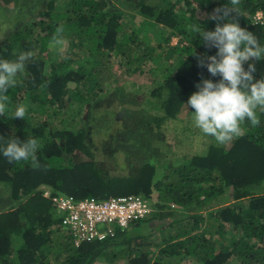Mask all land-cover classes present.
Wrapping results in <instances>:
<instances>
[{"label":"trees","instance_id":"obj_1","mask_svg":"<svg viewBox=\"0 0 264 264\" xmlns=\"http://www.w3.org/2000/svg\"><path fill=\"white\" fill-rule=\"evenodd\" d=\"M109 2L30 0L23 6L21 0L19 8L38 9V19L0 37V59L34 53L24 72L17 74L16 85L8 89V108L0 116V264H94L110 255L112 261L131 257L139 264H177L174 261L190 258L202 264H264V190L256 187L264 182V113L259 109L258 126L245 121L244 135L223 145L214 139L205 153L183 155L156 180L158 165L151 161L143 162L136 174L106 173L96 163L87 136L97 115L109 114L108 108L100 110L110 89L106 70L119 58L120 66L131 71L140 70L142 62L169 60L155 65L154 85L144 101L156 126L192 113L186 103L198 90L197 84L202 78L220 79L211 76L206 66H198L199 56L215 55L217 49L206 47L192 26L214 30L217 21L208 15L229 0H182V4L180 0H131L133 10L157 27L159 23L169 28L157 44L140 38L119 9L109 8ZM237 7L240 25L264 45V0H240ZM259 10L263 17L256 21ZM61 25L64 40L73 41L71 50L49 47L56 46L53 37ZM172 35H179L176 44H170ZM21 41L26 46L18 52ZM165 47L169 49L164 51ZM255 66L254 77L264 78V58ZM21 103L28 105L25 118H8ZM16 137H35L42 144L36 152L38 166L31 160L9 162L3 156L7 142ZM134 193L150 203L153 198V211L114 235L79 245L71 232L61 229L62 218L52 199L61 194L99 199ZM226 193L229 202L219 205L218 198ZM167 217L168 222L161 221L167 235L155 238L151 232L154 239L145 242L147 224ZM225 234L229 238L224 239Z\"/></svg>","mask_w":264,"mask_h":264},{"label":"rangeland","instance_id":"obj_2","mask_svg":"<svg viewBox=\"0 0 264 264\" xmlns=\"http://www.w3.org/2000/svg\"><path fill=\"white\" fill-rule=\"evenodd\" d=\"M22 1L24 2L23 6L30 2V0ZM109 1V8L119 9L118 11L122 13L125 23H128L127 26L136 29L140 38L150 39L149 43L162 42L169 33V28H165L159 23L157 27L153 24L152 19H148L139 11L133 10L130 6L131 0ZM181 1L180 4H182ZM19 4L21 5V0H11L10 2L0 0V37L9 35L7 33L11 30L21 28V25L28 23V21L34 22L38 19V9L32 11L21 10ZM42 6L45 7V4ZM181 10L179 8V11L183 13ZM196 15L201 16V14ZM178 40L179 35H172L170 44H176ZM65 41L66 45L63 47L60 45L55 46L53 43L49 47L56 51L71 50L70 47H72L73 41L69 39ZM186 42L183 40L182 43ZM20 46L21 49L18 52L24 50L25 41H21ZM73 49L80 51L78 47H73ZM168 49L165 47L164 51ZM169 51L171 52V50ZM166 60L165 57H162L159 63ZM121 61L123 60L119 58L116 62L111 63L109 69L106 70V76L109 80L107 86L110 89L103 95V103H101L102 99L100 101L103 105L100 110L108 108L109 114H106V116L98 114L94 124L89 125L87 130L88 141L95 150V161L98 166L110 175H128L136 174L143 162L151 161L159 167H157L156 177L154 178L156 180L162 176V171L166 173L170 170L171 162L183 160V155L187 157L196 152L205 153L207 144L215 138L205 135L195 126L193 112H185L177 119L169 118L161 126H156L152 122L153 115L148 108V104L144 101L149 96L150 88L154 85L151 80V73L154 71L155 65L160 64L149 61L142 62L140 70L131 71L123 64L120 66ZM119 92H122L123 95L120 96ZM256 187H258L257 190H264V182L259 186L256 185ZM45 189H48V187ZM228 197V193L220 196L217 203L219 205L228 203ZM150 200L153 205L154 199L150 198ZM171 207L175 208V211L177 210L176 214L181 212L178 205L173 204ZM57 212L62 217V213L58 210ZM169 219L167 217L152 222V225L147 224L148 226L143 230L147 234V238L144 239L145 242L152 241L154 236L157 238L162 237L165 233L167 235L168 232L162 230L161 221L168 222ZM61 229L68 231L64 225H61ZM151 232L156 234L153 233L154 236H149ZM226 238H229L228 234L224 235V239ZM132 246H134V242ZM143 246L148 248V245L143 244ZM110 257L112 256L106 258L102 256L94 264H139V262L135 263L131 257L128 260L122 258L118 261H112ZM174 262L177 264H202L200 260L191 258L186 261ZM231 264L236 263L232 261Z\"/></svg>","mask_w":264,"mask_h":264},{"label":"clouds","instance_id":"obj_3","mask_svg":"<svg viewBox=\"0 0 264 264\" xmlns=\"http://www.w3.org/2000/svg\"><path fill=\"white\" fill-rule=\"evenodd\" d=\"M240 0H229L228 5L217 7L208 15L217 21L214 30H205L199 24L192 26L206 47H215V55L198 57V66L207 67L211 76H220L218 81L203 79L188 98L187 106L193 111L197 128L205 135L214 137L218 144H226L244 135L241 125L247 121L251 126L260 124L257 109L264 113V78L256 79L255 61L264 58V45L258 37L238 20ZM63 26L55 29L53 41L64 46ZM32 51L20 52L14 60L0 59V116L6 114L8 89L16 85L18 73L25 70L26 63L33 57ZM247 64V68H245ZM28 105L21 103L8 118L24 119ZM42 144L35 137L21 140L10 139L3 149L9 162H28L38 166L36 152Z\"/></svg>","mask_w":264,"mask_h":264},{"label":"built area","instance_id":"obj_4","mask_svg":"<svg viewBox=\"0 0 264 264\" xmlns=\"http://www.w3.org/2000/svg\"><path fill=\"white\" fill-rule=\"evenodd\" d=\"M262 17L263 12L257 11L255 20ZM52 199L62 213V225L72 233L76 245L84 240L103 239L114 235L117 229H126L134 219L144 217L154 209L149 200L138 193L99 199H75L61 194L53 196Z\"/></svg>","mask_w":264,"mask_h":264}]
</instances>
